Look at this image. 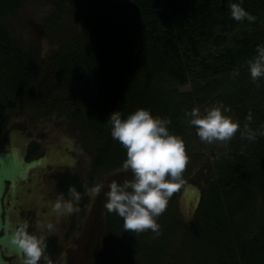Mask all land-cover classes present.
Segmentation results:
<instances>
[{"label": "trees", "instance_id": "1", "mask_svg": "<svg viewBox=\"0 0 264 264\" xmlns=\"http://www.w3.org/2000/svg\"><path fill=\"white\" fill-rule=\"evenodd\" d=\"M23 1L0 0V131L22 109L31 117L65 114L92 135L97 144L94 164L103 169L121 167L126 159V150L111 136L113 111L125 119L137 109H147L153 116L169 119L170 133L183 139L188 126L183 118L186 104L194 107V96H210L220 88L216 76L231 74L237 66L248 67L257 45L264 46V0H86L97 3L92 10L103 17L93 40L85 41L92 51L83 44L71 59L57 53L52 70L26 102L6 101L7 93L20 96L19 89L29 85L38 61L31 53H22L7 32L5 19ZM233 3L256 20H234ZM196 65L202 68L204 86L196 87L192 80V92L179 91L197 72ZM58 89L63 96L55 95ZM81 100L83 109L78 106ZM253 157L254 169L246 170L236 161L227 173L205 175L190 233L192 264H264V146L263 153ZM245 170L257 197L243 185ZM73 182L78 188L77 179ZM70 186L60 188L68 192ZM176 196L177 191L168 204H174ZM254 199H260L259 208L254 207ZM256 212L257 222L252 225L249 216ZM117 221L123 223L120 217ZM254 225L257 233L250 239L247 231Z\"/></svg>", "mask_w": 264, "mask_h": 264}, {"label": "rangeland", "instance_id": "2", "mask_svg": "<svg viewBox=\"0 0 264 264\" xmlns=\"http://www.w3.org/2000/svg\"><path fill=\"white\" fill-rule=\"evenodd\" d=\"M85 1L25 0L11 16L5 19L7 32L12 39L16 40L14 43L21 52L31 53L38 59L29 85L19 89L20 96L7 93L6 101L16 99L26 102L25 98L33 94L39 80H43L52 70L51 66L58 54L62 57L68 55L71 59L76 53L77 46L83 44H86L87 50L91 49L92 51L91 45L85 41L93 40L95 26L100 25L103 17L97 9L92 10L94 6H98L96 2V4L93 3L94 0L92 2ZM103 30L102 39L105 37ZM203 54L206 55L207 52ZM195 69L197 72L193 74V77H190L187 84L179 87V91L192 92V80L196 83V87L197 85L198 87L204 86V78L201 77L200 72L202 68L196 65ZM234 71L238 72V75L234 76ZM215 80L220 88L214 90L210 96L206 98L204 96L205 99L200 98L202 100L198 99V95L194 96L196 99L194 107L199 108L204 114L211 107L223 105L224 108L230 109L225 112V115L238 121L241 130L227 143L206 144L194 136L190 128L191 125L187 123L186 133L183 135L189 157L186 170L183 173L185 183L177 190L174 204H168L167 210L158 217L160 233L157 235L152 231L126 232L123 223H121L120 236L117 233L114 234L113 239L109 240V244L106 246L109 250L107 257L109 264H192L190 233L194 231L195 208L192 200L184 199L186 190L193 185L199 186L206 174L217 177L227 173L229 165L236 161L242 162L246 166V170L257 167L254 166L253 156L255 154L260 156L264 146V135L261 134L264 131V78L254 82L250 77L248 67L237 66L231 74L218 75ZM57 91L55 95L63 96V91H59V89ZM78 96L76 95L75 98L77 99ZM67 102L72 103L70 99H67ZM78 106L83 109L84 100H81ZM194 107L186 104L183 113L185 121L189 120L185 113L190 112ZM22 110L15 112L14 115L19 114L20 116L17 117L20 119L26 118L27 116L24 114L28 113L22 112ZM249 112L252 115L249 127L256 133L255 140L241 136L244 125L248 123L245 118ZM33 114L35 113L33 112ZM91 136H88L90 146L91 149H94L97 144L91 141ZM20 170L23 173L24 169ZM246 170L241 177L243 185L257 197L255 183ZM191 177H194L195 181H189ZM260 204V199L254 201L255 208H259ZM249 217L252 218V225L257 222L255 218L257 212L256 214L251 213ZM255 226L257 225L252 226L251 230L248 228L250 231H247L246 237L253 238L257 233ZM240 251L244 253L246 248L244 251L242 249Z\"/></svg>", "mask_w": 264, "mask_h": 264}, {"label": "flooded vegetation", "instance_id": "3", "mask_svg": "<svg viewBox=\"0 0 264 264\" xmlns=\"http://www.w3.org/2000/svg\"><path fill=\"white\" fill-rule=\"evenodd\" d=\"M18 115H11L2 127L0 147H18L26 161L37 159L40 163L29 169L25 179L11 191L7 183L4 208L8 210L9 221L17 228L19 222L27 220L28 231L44 237L46 248L39 264H103L104 259L108 260L105 258L109 255L108 241L116 233L120 236L119 216L104 207V193L112 179L123 181L130 178V173H119L120 167L96 166V152L91 149L89 135L73 118L65 114L49 118L24 114L27 117L20 119ZM74 178L78 188L74 186ZM204 179L205 175L199 185L201 190ZM101 182L104 183L101 194L91 197L88 189ZM70 183L80 193V200L73 201L78 211L71 214L54 211L53 204L60 194L64 200L72 199L69 192L60 188ZM9 260L11 264L25 262L15 256Z\"/></svg>", "mask_w": 264, "mask_h": 264}, {"label": "clouds", "instance_id": "4", "mask_svg": "<svg viewBox=\"0 0 264 264\" xmlns=\"http://www.w3.org/2000/svg\"><path fill=\"white\" fill-rule=\"evenodd\" d=\"M230 9L236 21L256 20L240 4L233 3ZM247 63L252 81L264 78V46L257 45L256 55ZM233 75H238V72L234 71ZM227 111L230 109L219 105L202 114L199 108L194 107L185 115L202 142L223 144L232 140L241 130L238 121L225 115ZM245 119L248 123L244 125L241 136L255 140L256 133L249 127L252 121L250 112ZM109 120L112 138L126 150V159L118 172L130 173V178L123 181L112 179L107 184L104 207L109 213L114 212L123 219L126 232L152 231L158 235V217L167 210L173 193L185 183L183 173L189 161L185 142L179 135L170 133L169 119L153 116L144 108L137 109L125 119L121 118L119 111H113ZM261 134L264 135V131ZM103 188V182L97 183L88 189V194L95 198ZM68 192L72 199L64 200L63 194H60L53 204L54 211L63 210L68 214L78 211L73 201L80 200V193L74 186H70ZM28 228L27 220L19 222L11 242L24 254V264H39L46 248L45 239L30 233Z\"/></svg>", "mask_w": 264, "mask_h": 264}, {"label": "water", "instance_id": "5", "mask_svg": "<svg viewBox=\"0 0 264 264\" xmlns=\"http://www.w3.org/2000/svg\"><path fill=\"white\" fill-rule=\"evenodd\" d=\"M39 160L24 159L23 151L12 145L0 147V264H11L9 258L15 256L20 262H24L23 253L11 242L16 228L9 221L8 210L4 208L6 186L11 191L15 184L25 179L29 169L39 165ZM24 169L23 173L21 172ZM201 194V187L193 185L184 193L186 201L192 200L194 208L197 207Z\"/></svg>", "mask_w": 264, "mask_h": 264}]
</instances>
